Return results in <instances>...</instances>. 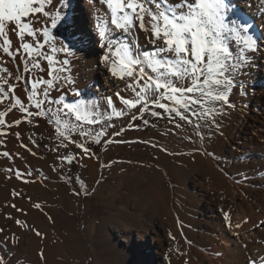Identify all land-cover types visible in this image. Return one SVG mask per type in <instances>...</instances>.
<instances>
[{"label":"bare ground","instance_id":"1","mask_svg":"<svg viewBox=\"0 0 264 264\" xmlns=\"http://www.w3.org/2000/svg\"><path fill=\"white\" fill-rule=\"evenodd\" d=\"M229 2L236 5L237 9L244 10L245 14L254 20V34L260 38V50L249 53L252 57L250 66L240 74V81L245 84L247 95L241 96L239 89H233L230 99L236 107L226 110L223 114L225 117L223 132L210 131L215 135L216 147L205 146L197 135H195L192 143L189 139H185L184 134L189 127H192L195 133L199 131L196 120L192 121V124L186 122L184 126L177 127L167 134V139L168 137L179 136V140L189 142L188 147L180 146L178 150L177 155L181 159L190 153L191 158L197 161H194L191 167L190 162L183 166L185 168L181 173L187 174L179 182V192H174L165 187L162 189V186L167 184L166 173L162 168L157 167L158 171L161 172L156 183L157 189H151V192L148 193L150 196L148 199L139 198L138 195L133 199L132 208L142 209L144 212L134 215L131 212L126 213L121 221H118L123 229L118 228L116 234L108 231L104 233L108 244L112 246L113 254L118 258L120 256L122 263H126L128 257L131 259V256H138L137 247L144 248V252L149 253V261L153 264H249L250 257L257 258L258 255H264V224L261 223L264 221V101L261 100L264 97V18H261L260 12L256 8L248 7V0H229ZM77 4L81 14L84 15L82 9L87 10L86 14L90 17L88 27L91 35L81 32L82 36L79 39L76 36L73 37V31L69 24L61 25L59 38L79 50L76 53V59L72 62L74 83L59 85L60 91H57L55 87L52 88L51 96L56 97L63 93L67 103L79 101L81 104L86 102V104L96 105L97 108L93 110V116H97L98 112L102 111L100 113L104 116L116 117L117 112L127 109L116 93L120 92L125 97H130L132 94L124 91V81L111 76L104 64L100 62L102 54L99 55V52L104 53V49L97 42L96 10L100 9L101 18L106 20L109 26L110 13L107 12L106 6L99 4V0L97 3L81 0ZM83 30H85L84 27L81 31ZM137 33L138 45L142 46L143 51H150L152 45L147 43L144 38L145 34L138 28ZM9 38L13 39L14 48H19L22 43H32L31 38L27 36L23 41L15 38L14 32L9 33ZM78 41L80 43H77ZM26 56L27 54L21 48L19 54L15 55V59L7 55L0 58V68L6 66L11 68L12 79L9 80L10 84L15 83L14 78L18 69L19 72H23L21 69L22 58ZM59 56L63 58V55L59 54ZM24 60L26 62L25 67L30 70L25 72V75L27 74L29 78L28 87L31 89L34 79H42L43 73H38L37 76L33 77L31 71H34L35 68H32L28 57ZM40 63L47 62L40 60ZM146 71L149 69L146 68ZM4 74L6 73H0V75ZM100 82L101 85H98ZM41 85L38 84L37 88L41 89ZM97 86L100 87L103 96L90 98V93L98 90ZM252 89L255 91L250 92ZM73 90L79 92V96L76 100L70 101V98L76 97ZM7 94H11V97L14 95L19 97L22 100L21 104L28 107L27 95L30 94L22 87L16 86L15 93ZM105 96L106 98L103 99ZM11 97L8 99L7 106L0 107V112H7L4 117L7 123L18 120L14 113L8 111L13 103ZM108 98L113 101L111 108L107 106ZM248 114H251V117H247ZM23 131V125L16 127L15 124H12L4 132L6 133L5 138L0 135V152L10 153L8 159L14 165L21 161L24 162L21 165L30 164L17 168V171L21 174L20 170H22L24 175H30L31 172L29 171H33L31 178L38 160L34 156L38 155L32 148L27 150L22 144L26 141ZM16 133H20L19 139H17ZM9 162L1 160L3 166L7 167L6 170L11 172L14 166L12 167ZM80 162L90 167L89 173L94 174L97 166L94 157L85 156L80 159ZM1 169L5 168L1 166ZM6 172L0 171V222L2 223L4 219L13 221L17 228L13 226L14 229L11 232L3 233V237L18 234L20 227L16 224L17 220L32 225L33 222L31 221L35 216L33 210H29V212L18 211L17 208L7 206L9 195L3 190L6 187L3 184L4 174H8ZM12 180L9 182V189L17 192L18 198L21 196L32 199L38 195L36 187L32 184L27 187L22 184L19 186L20 183ZM45 193L48 194L46 189L42 190L40 194ZM142 200L146 202L145 205ZM27 202V199L24 198V203L27 204ZM225 213L229 214L228 221L224 219ZM237 224H240V227H236ZM126 226L128 227L124 228ZM68 238L74 242L76 236L70 234ZM12 240H10V244ZM8 248L14 249L9 245ZM18 256H22V254ZM126 257L127 259H125ZM13 258L15 259V257ZM22 258L30 261L24 256ZM106 263L111 264L108 259H106Z\"/></svg>","mask_w":264,"mask_h":264},{"label":"snow or ice","instance_id":"2","mask_svg":"<svg viewBox=\"0 0 264 264\" xmlns=\"http://www.w3.org/2000/svg\"><path fill=\"white\" fill-rule=\"evenodd\" d=\"M93 2L90 0V3ZM68 3L69 0H0V50L15 59L22 48L32 68H40V60L46 61L47 68L41 70L46 71L49 77L34 79L31 85L27 101L36 109L35 112L23 106L21 99L15 95L11 97L14 102L8 111L21 105L20 111L27 117L55 118V123L61 126L56 131L62 141L69 140V134L79 125L62 121L58 114L62 113L65 117L72 115L81 123L99 122L86 105L79 101L67 103L63 93L52 97L49 91L54 87L60 91L61 83H74L72 62L79 49L53 34L59 26L71 23L66 11ZM99 4L106 6L110 13L109 26L101 18L100 9L96 10L97 42L104 49L100 62L111 76L124 81L123 90L132 94L125 97L117 92L122 104L129 109L142 105L139 109L141 113L154 106L169 114L174 113L188 124H192L189 116L203 115L210 119L207 124L209 131H219L221 125L214 117L225 114L228 109H235L236 105L230 99L233 89H239L241 96L247 95L240 74L250 66L252 57L249 53L260 50V38L254 34V23L245 20L229 0H99ZM248 7L256 8L264 18V0H248ZM137 28L145 34L147 43L152 45L150 51H143L142 46L138 45ZM12 32L21 41L26 36L30 37L32 43H22L19 48H14L13 39L9 38ZM229 41L236 46L235 51ZM53 54H63V58ZM24 71L30 70L25 67ZM0 73L7 74L0 75L2 103L10 99L7 93H15L16 84L9 83L12 74L7 68H0ZM14 79L19 82L23 77L17 75ZM38 84L46 87L38 89ZM73 92L76 97L79 96V92ZM151 95H155V99L150 100ZM112 104V99L108 98L107 106L111 108ZM194 106L202 111L198 112ZM96 108V105L92 106L93 110ZM122 114L117 112L118 116ZM150 114L157 116L160 113ZM6 115L7 112H0V125L7 123L4 119ZM132 118L135 119V115ZM13 123L18 125L20 121ZM195 134L204 139L199 131ZM0 135L6 133L0 132ZM15 135L19 139L20 133ZM80 135L84 137L90 133L81 129ZM94 142L99 143V140ZM76 147L85 153L89 151L84 144H76ZM9 155L8 152L3 153L4 157ZM67 159L71 163L72 158ZM15 175L17 179L21 176L19 172ZM34 207L39 209L41 205L36 203ZM224 219L229 220L228 213L224 214ZM261 223L264 224V221ZM16 224L20 226L21 221L17 220ZM236 227H240V224ZM33 231L37 236L42 235L36 229ZM11 242L15 244L16 240ZM258 261L264 264V255L249 258V264H257Z\"/></svg>","mask_w":264,"mask_h":264},{"label":"rangeland","instance_id":"3","mask_svg":"<svg viewBox=\"0 0 264 264\" xmlns=\"http://www.w3.org/2000/svg\"><path fill=\"white\" fill-rule=\"evenodd\" d=\"M69 1L66 11L72 17V24L70 23L69 25L72 28L73 37L76 36L80 39L82 36L81 32L91 35L88 27L90 17L86 14L87 10L82 9L83 15L78 11L76 0ZM93 3H97V0H94ZM82 18H85V20L82 21ZM83 27L85 30L81 31ZM59 28L54 30V35L55 33L60 35ZM229 44L232 46V50H236V46L232 41H229ZM98 51L100 50L98 49ZM101 54L103 55L102 51L99 52V55ZM3 55L5 54L0 50V58ZM26 57L22 58L21 69L23 72H19L18 69V73L15 74V76H22L23 79L19 82L15 81V84L31 94L28 87L29 78L24 71L26 66L24 59ZM40 65V68H35V70H40L39 72L31 71L33 73L32 76L43 73L42 79H49L47 72L41 70L47 68V63H40ZM5 68L11 73L10 67L6 66ZM4 75L6 76L7 74ZM98 85H101V82ZM252 86L255 87V85ZM43 87L45 88L46 85L42 84L41 89ZM97 89V91L90 93V98L103 96L99 86H97ZM49 91H52V89H49ZM253 91L255 90L252 89L250 92ZM8 96L11 97V94H8ZM105 98L106 96L103 99ZM73 99L76 100L77 97L70 98V101H73ZM149 99H155V95H151ZM261 100L264 101V97ZM8 102L9 100H4L0 107L4 108ZM161 102L169 103L168 101ZM32 103H35V99ZM83 103L86 104V102ZM86 105L90 106L89 110L93 113V104ZM20 106L16 105L11 112L17 117V121H20L18 125L24 126L23 133L26 141L22 144L25 145L27 150L32 148L38 155L34 156L38 159L35 171L30 178L33 171H29L31 172V174L29 173L30 175H24L23 171L20 170L21 176L17 179L15 175L18 172L17 168L30 164L21 165L24 163L21 161L14 165L13 162H9L8 157L3 156L4 152H0V171L6 172L7 168L3 166L1 160L9 162L12 167L14 166L13 171H7L8 174H4L3 179L4 187H7L3 190L8 192L9 195L7 206L12 207V205H15V208H20L25 210V212L33 210L35 216L31 221L33 222L32 225L21 221L16 236L10 234L8 237H3V233L11 232L14 227H17L10 220L6 221L4 219L3 224L0 222V229L3 228V232H0V264H108L106 259L111 264H153L149 261V253L144 252V248L140 247L136 248L139 251V254L137 253L138 256H131V259L126 257L127 262L122 263L121 257L119 256L118 258V256L113 254L112 246L108 244L104 233L108 231L116 234V230L122 228L118 221H121V218L126 213L131 212L134 215L144 212L142 209L132 208L133 199L137 195L139 198L148 199L150 198L148 193L151 192V189H157L158 185L156 183L161 175L157 167L162 168L166 173L167 184L162 186V189L165 187L174 192H179V182L187 174L185 172L181 173L183 168H185L183 166L190 162L191 164L189 165L191 167L193 166L192 163L197 160L191 158L190 153L181 159L177 155L179 153L178 150L180 146L188 147L189 142L179 140V136L168 137L167 139V134L176 129L177 125H180L179 127L184 126L186 121L180 120L174 113L169 114L163 109L154 106H149L145 112L141 113L139 109L142 105L132 109H122L120 111L123 114L116 117L104 116L100 113L102 111H100L97 116L92 115L93 118L99 121L94 124L81 123L76 121L74 116L65 117L61 113L59 116L62 121L68 120L72 125H79L69 134V140L62 141V137L56 131L61 126L55 123V118L27 117L26 114L21 113ZM27 106L29 111H36L29 104ZM194 107L197 108L198 112L202 111L198 106ZM151 112L160 114L153 116L150 114ZM133 115H135V119L132 118ZM185 115L188 114L185 113ZM246 116L251 117V114ZM224 118V115H216L214 117L221 127L219 131L213 129L212 132H223ZM189 119L192 121L196 120L197 125H199V132L204 137L202 140L204 145L216 147L217 143L214 133L207 130V124L210 119L203 115L189 116ZM12 124L14 123L0 125V131L6 132L10 128L8 125ZM18 125L15 124L16 127ZM81 129L90 133V135L81 137ZM98 133L103 134L98 136ZM184 135L185 139H189L190 143H192L196 134L193 128L189 127ZM3 137L5 138V135ZM94 140H99V143L94 142ZM70 141H74V143ZM76 144H84L89 151L85 153L81 148H77ZM89 155L94 157L97 163L93 175L89 173L90 167L80 162V159ZM68 157L72 158L71 163L68 162ZM1 166L5 169L2 170ZM11 179L20 183V185L17 184L19 186L27 187L32 184V186L36 187L38 195L32 199L18 195L19 199L17 192L9 189ZM45 189L48 194L41 195V191ZM24 198L27 199V204L24 203ZM36 203L41 205L39 209L34 207ZM145 203L143 201L144 205ZM33 229L38 230L42 235H35ZM70 234L76 236L74 242L68 238ZM12 238L16 240L14 245L12 242V245L10 244ZM8 245L14 249L8 248ZM117 249L119 250L120 248ZM103 252H106V255ZM41 253L43 254L42 256ZM20 254L30 261L18 256Z\"/></svg>","mask_w":264,"mask_h":264}]
</instances>
